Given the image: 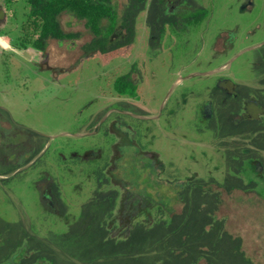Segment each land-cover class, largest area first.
I'll use <instances>...</instances> for the list:
<instances>
[{
  "label": "rangeland",
  "instance_id": "rangeland-1",
  "mask_svg": "<svg viewBox=\"0 0 264 264\" xmlns=\"http://www.w3.org/2000/svg\"><path fill=\"white\" fill-rule=\"evenodd\" d=\"M179 1L160 3L168 14L171 8L205 7L204 20L195 26L181 19L176 26L166 24L158 43L150 42L151 29L142 11L129 54L105 64L86 57L82 46L92 33L83 20L67 12L60 14V24L64 31L76 32L75 38L48 39L40 56L29 45H17L18 22H14L22 18L23 5L17 4L15 19L9 20L11 12L7 17L0 0V106L44 135L41 152L23 174L18 173L25 183L17 181L19 176L12 185L20 192H15L17 209L31 213L37 234L46 235L49 229L63 232L65 226L63 217L48 216L40 207L34 210L33 200L25 203L21 196L39 179L38 169L51 171L69 223L99 181L104 190L116 189L119 194L109 223L115 228L177 210L178 193L192 174L223 180L224 147L204 129L200 105L221 76L255 83L251 51L264 43V0H193L182 7ZM126 2L112 0L119 11ZM134 63L141 72V76L131 73L138 80L135 109L123 114L115 104L127 99L116 98L113 80ZM114 118L128 127L111 121ZM233 139L241 138L227 140ZM144 149L156 151L159 158L148 154V160L143 159ZM244 168L241 176L257 181L260 196L256 203L228 205L222 214L228 229L242 236L248 255L264 264V162L250 160ZM0 197V207H5ZM15 208L7 205L6 214L17 217Z\"/></svg>",
  "mask_w": 264,
  "mask_h": 264
},
{
  "label": "trees",
  "instance_id": "trees-1",
  "mask_svg": "<svg viewBox=\"0 0 264 264\" xmlns=\"http://www.w3.org/2000/svg\"><path fill=\"white\" fill-rule=\"evenodd\" d=\"M20 1L23 16L14 22H18L17 45H29L40 56L48 39L75 38L76 32H66L60 24V14L67 12L83 20L92 33V38L82 46L86 57L105 64L129 54L135 23L142 11L151 29L150 42L157 43L166 24L176 26L181 19L195 26L207 15L205 7L181 6L193 0L179 1L182 8H171V14L161 0H127L121 11L112 0H3L4 13L7 17L9 12L12 15L9 20L15 19ZM13 29L12 26L8 32ZM251 52L255 83L239 86L264 104V43ZM135 86L124 76L113 80L116 94L133 95ZM214 93L215 112L206 129L224 147L226 167L222 181L192 174L178 193L181 204L177 210L151 218L149 214L148 222L140 220L118 228L109 223L119 193L114 188L102 189L103 183L99 181L68 231L40 240V246L71 251L73 264H256L246 252L242 236L228 229L222 212L228 205L256 203V196H260L256 194L257 181H245L241 173L250 160L264 162V118L242 114L246 93H228L221 87L214 89ZM236 137L241 139L227 140ZM261 198L264 200V193Z\"/></svg>",
  "mask_w": 264,
  "mask_h": 264
},
{
  "label": "flooded vegetation",
  "instance_id": "flooded-vegetation-1",
  "mask_svg": "<svg viewBox=\"0 0 264 264\" xmlns=\"http://www.w3.org/2000/svg\"><path fill=\"white\" fill-rule=\"evenodd\" d=\"M35 60L41 62L40 58ZM130 66L128 71L119 73V76H124L133 84H136L138 80L133 79L131 73L141 76V72H138L135 63ZM241 84L254 85L240 83L230 77L221 76L209 87V94L200 105L202 106V124L205 130L212 123L215 101L217 99L213 91L219 87L224 88L228 93H246L242 114L248 118H264V104L255 95H249L248 92L244 91L239 86ZM115 96L119 99H127V102H122L123 104H115L120 113L128 114L131 110L134 111V95L115 94ZM128 103H130L129 106H127ZM101 108L104 107L102 106ZM108 110L100 118L104 117ZM111 121L124 126L122 120L114 118ZM125 124L126 126L124 127H128L127 123ZM43 138L44 135L40 132L16 121L8 107L0 106V194L3 195V200L7 205L16 206L15 211L19 214L17 217L7 215V205L0 207V264H73L71 251L49 249L46 244H44V247L40 246V240H46L47 237H51L57 232L49 229L46 235L37 234V229L33 225V218L29 217L31 213L28 210L24 212L21 209V211L17 209L18 206L14 199L16 198L15 192L19 191L16 188V191L13 190V180L15 177L20 176L19 172L22 171L23 174L25 172L24 167L30 166L34 157L41 152L44 145L41 142ZM142 151H144V154L140 155L143 159L148 160V154L159 158L156 151L145 149ZM106 168L101 169V171L105 172ZM37 173L39 179L34 182L35 184L30 187L26 186L27 191L23 190L21 192L24 202L27 203L26 201L31 199L33 200V206L31 207L34 210L40 207L48 216L59 215L61 218L63 217L65 225L63 232L68 231L73 221L69 223V220H67L66 205L61 201L60 196L58 197L57 195L58 186L53 179L51 171L42 168L38 169ZM17 181L24 182L21 180V176ZM29 189H33L30 194ZM26 194H29L28 197ZM1 200L2 197H0V203H2Z\"/></svg>",
  "mask_w": 264,
  "mask_h": 264
}]
</instances>
